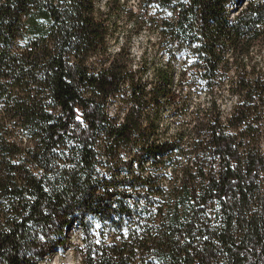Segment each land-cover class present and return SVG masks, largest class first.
<instances>
[{"label":"trees","instance_id":"trees-1","mask_svg":"<svg viewBox=\"0 0 264 264\" xmlns=\"http://www.w3.org/2000/svg\"><path fill=\"white\" fill-rule=\"evenodd\" d=\"M69 228L80 264H264V0H0V264Z\"/></svg>","mask_w":264,"mask_h":264},{"label":"rangeland","instance_id":"rangeland-1","mask_svg":"<svg viewBox=\"0 0 264 264\" xmlns=\"http://www.w3.org/2000/svg\"><path fill=\"white\" fill-rule=\"evenodd\" d=\"M131 3L134 4V1H132ZM232 14L235 15V13H232ZM119 38H121L123 42L125 41V37L122 34L119 36ZM132 42H133V49H134L133 51L136 56L140 57L142 53L144 52V50L146 49L149 50V58L150 57L152 58L154 55H156L155 52H153L148 42V38L146 34H143L141 38L140 37L134 38ZM116 47H118V44L115 45V48ZM158 56L160 55L158 54ZM208 99H209V95H207V93L205 92H202V93L193 92L192 97H191L192 104H193L192 107L196 108V104L207 105L209 104ZM222 102H223V110L226 112V114H228L230 104H231L230 99L228 100L227 97H223ZM187 118L188 116H182L180 120H178V118H170V119L164 120L163 123L165 126L169 125L170 129L173 131V130H176L178 122H183ZM66 233L68 237V243H67L66 249L58 250L51 264H80L81 262V258L79 257V254L73 251L74 247L78 246L80 242V239H81L80 232L76 228H69L66 231Z\"/></svg>","mask_w":264,"mask_h":264},{"label":"snow or ice","instance_id":"snow-or-ice-1","mask_svg":"<svg viewBox=\"0 0 264 264\" xmlns=\"http://www.w3.org/2000/svg\"><path fill=\"white\" fill-rule=\"evenodd\" d=\"M240 2H241V4H243L244 2H245V0H240ZM77 119L82 123L83 121L82 120H80V117L79 116H77ZM41 239H43V237H41Z\"/></svg>","mask_w":264,"mask_h":264}]
</instances>
